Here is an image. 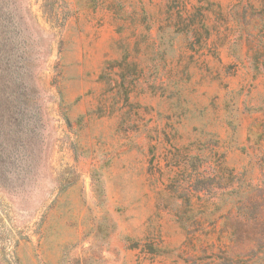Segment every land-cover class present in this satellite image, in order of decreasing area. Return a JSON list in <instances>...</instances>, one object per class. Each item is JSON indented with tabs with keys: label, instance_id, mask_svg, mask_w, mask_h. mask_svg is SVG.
Segmentation results:
<instances>
[{
	"label": "rangeland",
	"instance_id": "obj_1",
	"mask_svg": "<svg viewBox=\"0 0 264 264\" xmlns=\"http://www.w3.org/2000/svg\"><path fill=\"white\" fill-rule=\"evenodd\" d=\"M262 188L264 0H0V264H233Z\"/></svg>",
	"mask_w": 264,
	"mask_h": 264
},
{
	"label": "trees",
	"instance_id": "obj_2",
	"mask_svg": "<svg viewBox=\"0 0 264 264\" xmlns=\"http://www.w3.org/2000/svg\"><path fill=\"white\" fill-rule=\"evenodd\" d=\"M259 190L261 196L249 200V208L256 213L245 212L235 220H227L234 226L226 234L229 254L225 259L233 264H264V188ZM234 249L239 252L232 256Z\"/></svg>",
	"mask_w": 264,
	"mask_h": 264
}]
</instances>
